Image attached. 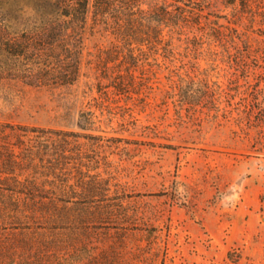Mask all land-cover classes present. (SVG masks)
I'll use <instances>...</instances> for the list:
<instances>
[{"label":"rangeland","instance_id":"1","mask_svg":"<svg viewBox=\"0 0 264 264\" xmlns=\"http://www.w3.org/2000/svg\"><path fill=\"white\" fill-rule=\"evenodd\" d=\"M55 1L0 0V61L3 38L50 23ZM180 5L188 26L180 52L148 56L152 65L139 76L150 78L149 87L140 95L113 100L108 89L100 98L94 64L86 62L112 38L90 30L74 86L4 80L0 124L80 131L87 111L93 132L106 137L97 157L111 163L114 177L108 196L93 203L88 227L76 219L17 222L6 211L13 206L0 202V264H254L230 235L242 209L264 219V0ZM196 34L198 49L188 47ZM180 74L193 78L182 89L171 86ZM103 206L109 212L101 217Z\"/></svg>","mask_w":264,"mask_h":264},{"label":"trees","instance_id":"2","mask_svg":"<svg viewBox=\"0 0 264 264\" xmlns=\"http://www.w3.org/2000/svg\"><path fill=\"white\" fill-rule=\"evenodd\" d=\"M143 1L56 0L57 17L50 23L1 41L6 60L0 61V87L8 78L30 86H74L83 75L84 41L90 30L112 38L108 48L99 49L96 59L86 62L88 67L94 64L100 98L107 99L108 89L113 100L130 98V93L140 95L149 87L150 78L139 76L149 64L148 56L180 52L179 42L188 27L183 26L185 13L180 4L196 0H157L147 9ZM249 1L226 3L244 7ZM200 24L191 21V27ZM194 38L199 35L187 37V46L198 49L191 42ZM177 76L171 86L179 89L193 80L189 75L187 79ZM77 126L80 131L0 124V202L13 206L6 211L17 222L32 217L54 224L76 219L85 227L94 222L93 203L108 196L114 173L108 160L97 157L106 137L93 132L89 112L81 113ZM108 212L109 207L103 206L98 215Z\"/></svg>","mask_w":264,"mask_h":264},{"label":"crops","instance_id":"3","mask_svg":"<svg viewBox=\"0 0 264 264\" xmlns=\"http://www.w3.org/2000/svg\"><path fill=\"white\" fill-rule=\"evenodd\" d=\"M231 242L245 243V253L254 264H264V219L262 214L242 209L231 219ZM230 241H228V244Z\"/></svg>","mask_w":264,"mask_h":264}]
</instances>
